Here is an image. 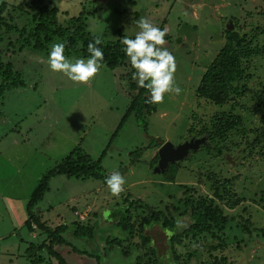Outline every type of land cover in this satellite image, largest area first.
<instances>
[{"label":"rangeland","instance_id":"obj_1","mask_svg":"<svg viewBox=\"0 0 264 264\" xmlns=\"http://www.w3.org/2000/svg\"><path fill=\"white\" fill-rule=\"evenodd\" d=\"M4 1L16 5L29 0ZM44 1L59 8L62 24L70 17L92 12L87 14L88 30L103 42L121 41L125 36L134 39L139 31L136 21L142 17L160 28L165 23L170 41L166 40L163 47L176 58L175 81L182 91L179 95L165 94L162 104L151 103L154 112L144 108L140 116L136 108L131 109L142 87L127 77L133 71L129 59L126 66L115 69L103 65L88 83L74 82L62 72L53 71L49 64L50 46L61 40L49 44L46 52L31 47L21 50L24 41L18 32H1L3 59L21 73L26 87L0 98V264H33L34 254L48 236L36 224L30 229L25 226L30 195L45 174L77 150L94 161L102 159L105 179L54 177L42 202L34 206L42 224L52 230L66 225L64 239L77 250L101 256L97 262L69 246H56L66 264H135L134 254L130 259L121 258L120 246L107 244L108 238L124 237L116 225L126 209L131 206L129 225L139 227L143 219L158 210L166 211L167 206L175 204L184 209L188 200L194 204L200 199L213 200L216 181H225L223 187L228 190L227 196L215 198V206L228 218L227 224L206 233L207 240L183 237L176 247L178 255L185 262L189 253L199 250L203 264H213L215 257L226 264H264V157L257 153L259 149L251 151V144L264 129V91L260 94L264 87V53L256 58L254 67L258 70L244 82L248 87L238 99L245 110L233 109L227 103L215 106L197 94L204 72L226 43L225 30L230 21L231 31L235 29L233 18L240 21L237 29L241 33L252 34L251 30L257 28L255 44L264 45V0ZM13 16L22 28L27 16ZM67 57L73 62L84 59ZM147 95L149 101L150 92ZM226 111L244 115L245 124V131L239 126L229 135L230 151L224 150L219 156L204 145L176 163L172 175L166 171L153 174L164 143L177 146L206 136L198 137L203 127L212 126L211 120L222 117L224 122ZM120 125L122 129L115 134ZM193 127L195 135H190ZM250 130L253 132L246 136ZM215 143L221 147L224 144L219 139ZM113 172L127 181L119 196L112 195L106 183ZM75 223L94 227V239L76 238ZM145 234L151 237L158 257L170 255L169 232L152 225ZM133 242L141 243L139 236ZM146 254L150 256L143 249L142 255ZM41 255L42 264H60L47 250ZM144 263L149 264L148 258Z\"/></svg>","mask_w":264,"mask_h":264},{"label":"trees","instance_id":"obj_2","mask_svg":"<svg viewBox=\"0 0 264 264\" xmlns=\"http://www.w3.org/2000/svg\"><path fill=\"white\" fill-rule=\"evenodd\" d=\"M21 13L27 16L26 23L22 28H19L15 24V18L13 15ZM60 10L55 6H48L44 0H29L20 4L10 5L4 0H0V33L1 32H18L21 37V42L24 44L21 46V50L26 47H31L38 52H46L49 44L55 40H61L65 43L66 56L77 55L84 59L90 57L87 46L90 42H94L97 36L93 35L88 30V16L87 14H93L87 11V14L81 13L78 16L70 17L64 24L59 21ZM235 29L225 30L226 43L215 57L212 63L207 67L203 74L201 82L197 89V94L200 98L210 101L215 106H222L225 103L231 105L233 109L245 110L244 107L240 108V102L238 99L242 96V93L247 89V83L254 74L256 69L254 62L257 57L262 56L264 53V45L261 47L255 44V39L258 36V29H252L251 33H241L237 28L240 26V21L233 18ZM165 25V23H164ZM164 25L161 29L164 28ZM165 39L170 41V37L167 34ZM17 44V43H15ZM104 53V60L102 65L107 66L109 69H115L117 67L126 66L128 57L124 52V45L121 41H107L98 45ZM43 50V51H42ZM4 51L0 49V98L3 99L5 94L13 89L25 88L26 82L22 79V75L19 72L13 70L12 63H7L3 59ZM133 71L129 72L127 77L133 79ZM252 73V74H251ZM133 85V83H131ZM134 89V88H133ZM140 93L134 97V103L131 106L141 116L144 108L149 113L154 112V107L151 103L147 102L146 96L149 91L146 88H140ZM260 94L264 91V87L260 90ZM261 104L264 108V96L262 95ZM229 103V104H228ZM240 108V109H239ZM224 114L225 121L222 117L211 120L210 128L208 126L203 127L199 132L198 137L207 135L206 147L222 156L224 150L230 151L228 145V137L232 132L238 131L239 126H243L245 131V124L243 123V116L236 112L231 114L230 111ZM232 116H237L229 119ZM127 118V115L124 117ZM123 118V119H124ZM123 121L122 124H124ZM262 123L264 125V115L262 117ZM122 129V125L118 127L115 134H118ZM195 128L189 129L190 135H195ZM243 131V132H244ZM245 132L247 136L248 133ZM219 139L224 144H216L215 141ZM256 140L251 144V151L255 152L259 149V153L264 157V129L260 131ZM160 146V145H159ZM70 156L64 158L56 164L53 170L45 174L37 183L35 189L32 191L29 202L27 204V221L26 225L29 229L33 224H36L39 228L43 229L48 236V239L39 246L37 253L34 254L33 264H42L44 261L41 255L42 251L47 250L50 254L59 260L60 264H66L64 258L60 253L55 250L56 246L66 245L71 247L75 253H81L88 257L93 256L97 261H101L99 254H91L87 251L77 250L76 247L67 239L62 237V233L68 230L66 225L57 227L56 229H50L46 225L41 223L40 216L34 212V206L42 202L46 192L49 190L50 180L54 177L64 176L68 179L76 180H104L105 170L102 166V159L94 161L89 155L81 150H77ZM256 153V152H255ZM105 155V153L103 154ZM157 163V161H156ZM155 163V164H156ZM177 164L170 165L165 174L172 175ZM225 181L214 182L213 189H216L215 198L217 200L227 196L228 190L225 187ZM224 186V187H223ZM215 198L213 200L200 199L197 204L188 200L183 207H177L175 204L169 207L166 211H156L152 216H148L143 219L139 227L129 225L130 218H132V212L126 209L124 216L117 222V227L121 229L124 237L115 238L111 240L108 238L107 244L110 247L120 246L119 253L121 258L130 259L134 254L133 260L135 264H145L144 261L148 258L149 264H203L200 258V251L189 253L185 262L177 253V245H180L183 241V237L198 239L204 238L207 240L206 233L210 232L213 228L222 229L228 222V218L224 216L222 210L215 206ZM126 204V203H125ZM127 213L129 215H127ZM77 225L74 236L79 239H94V227ZM152 225H157L162 230L169 232L170 235V255L164 258L158 257L156 248L152 245V239L149 235L145 234L146 229ZM248 229V228H247ZM246 229V230H247ZM264 235V234H263ZM139 236L141 243H134L133 238ZM35 249V245H32ZM37 248V247H36ZM143 249L149 251L150 256L146 254L142 255ZM210 251L213 250V246L209 247ZM35 253V252H34ZM89 254V255H88ZM148 255V256H147ZM146 257V258H145ZM116 260H114L115 262ZM132 263V262H130ZM129 263V264H130ZM213 264H226L225 260H218L214 258Z\"/></svg>","mask_w":264,"mask_h":264},{"label":"clouds","instance_id":"obj_3","mask_svg":"<svg viewBox=\"0 0 264 264\" xmlns=\"http://www.w3.org/2000/svg\"><path fill=\"white\" fill-rule=\"evenodd\" d=\"M139 31L135 38L125 36L121 43L125 46V55L129 58L133 72V79L138 81L140 87L150 92L152 104H162L165 94L179 95L182 89L176 84L175 73L177 61L175 56L165 47L168 29L155 26L148 18L142 17L136 21ZM101 38H95L87 46L90 57L76 59L73 62L65 55V43H55L50 46L49 64L53 71L62 72L74 82L88 83L97 76L103 67L104 53L98 45ZM108 188L112 195L119 196L125 191L126 179L119 172H113L106 178Z\"/></svg>","mask_w":264,"mask_h":264},{"label":"water","instance_id":"obj_4","mask_svg":"<svg viewBox=\"0 0 264 264\" xmlns=\"http://www.w3.org/2000/svg\"><path fill=\"white\" fill-rule=\"evenodd\" d=\"M227 29L232 30L231 21L228 23ZM207 139V135L202 138L194 137L177 146L171 142L164 143L159 148V160L157 166L153 169V174L161 175L169 169L170 165L183 162L193 152L199 151L201 146L207 145Z\"/></svg>","mask_w":264,"mask_h":264}]
</instances>
